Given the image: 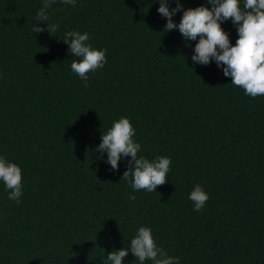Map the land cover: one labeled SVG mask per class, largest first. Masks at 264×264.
I'll return each instance as SVG.
<instances>
[{"label": "trees", "instance_id": "1", "mask_svg": "<svg viewBox=\"0 0 264 264\" xmlns=\"http://www.w3.org/2000/svg\"><path fill=\"white\" fill-rule=\"evenodd\" d=\"M42 6L0 0V156L21 168L23 193L9 200L0 181V264H105L140 227L179 264H264V95H245L214 61L193 64L198 39L164 30L159 0H56L47 21ZM48 24L52 36L32 31ZM221 27L234 46L232 21ZM70 31L106 50L87 88L71 70ZM121 117L138 157L171 159L156 191L122 179L131 157L113 171L95 150ZM197 184L209 196L200 212ZM123 264L140 262L129 252Z\"/></svg>", "mask_w": 264, "mask_h": 264}, {"label": "clouds", "instance_id": "2", "mask_svg": "<svg viewBox=\"0 0 264 264\" xmlns=\"http://www.w3.org/2000/svg\"><path fill=\"white\" fill-rule=\"evenodd\" d=\"M56 0H43V6L37 12V19L48 20L47 10ZM176 4L175 8L169 7L170 0H159L158 14L166 18L164 30L167 32L178 29L185 41H196L193 64L207 66L214 61L217 68L223 71L225 77H231V84L244 89L245 95L256 97L264 95V0H244V9L239 6V0H207L211 5L199 6L195 9H184L180 0H171ZM65 5L75 7L76 0H62ZM182 12L179 24L173 17ZM231 20L238 33V39L234 46L230 44L229 34L221 24ZM57 24H48L47 28L34 26L32 31L36 34L48 31L52 36L58 29ZM89 34H81L78 31H70L64 34L63 42L68 45L70 54L79 58L71 62V70L85 82L87 88L88 73L102 69L106 64V50H96L87 43ZM135 131L129 119L121 117L114 122L106 134L101 135V143L95 150L101 155L107 153V161L111 170L118 171L122 158L131 157L128 161V169L122 179L132 177L130 187L134 191H156L158 186L167 182L166 175L169 172L171 159L160 156L149 161L140 156L141 145L133 141ZM0 181H3L9 191V200L19 202L22 196V172L21 168L5 157L0 156ZM174 195V194H173ZM135 200V195L129 196ZM194 203V211L200 212L209 196L202 185H195L189 195ZM131 252L134 257L144 264L150 260L153 264H179V258L168 256L162 248H159L153 239L152 230L148 227H140L134 238L130 241L129 248L112 251L107 255L105 264H123L124 258Z\"/></svg>", "mask_w": 264, "mask_h": 264}]
</instances>
